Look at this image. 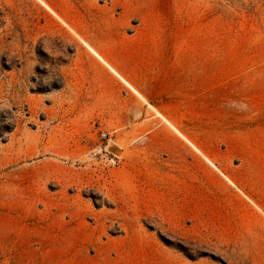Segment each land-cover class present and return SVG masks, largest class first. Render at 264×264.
<instances>
[{"label":"rangeland","instance_id":"obj_1","mask_svg":"<svg viewBox=\"0 0 264 264\" xmlns=\"http://www.w3.org/2000/svg\"><path fill=\"white\" fill-rule=\"evenodd\" d=\"M84 42L145 47L142 117ZM0 264H264V0H0Z\"/></svg>","mask_w":264,"mask_h":264},{"label":"crops","instance_id":"obj_2","mask_svg":"<svg viewBox=\"0 0 264 264\" xmlns=\"http://www.w3.org/2000/svg\"><path fill=\"white\" fill-rule=\"evenodd\" d=\"M88 45L94 50L92 51ZM124 55V47L122 49ZM127 57L134 58L136 65L131 69L125 68L115 56H111L101 48L100 44L84 42V46H77L71 60V83L78 94L91 96V103L98 107V111L124 114L127 111L138 109L139 116L145 112V106L137 98H132L131 102L124 103V96L129 92V87L122 78H125L140 93V82L150 80L151 75L146 73L145 59L147 57L145 47L137 45L131 50L126 49ZM119 74V75H117ZM121 75V76H120ZM130 88V87H129ZM133 91V90H132ZM145 96V95H144ZM147 101V99H146ZM142 105V107H141ZM108 107V108H107ZM131 107L133 108L132 110ZM124 119L117 120V126L123 123ZM144 120L133 122L132 127H144Z\"/></svg>","mask_w":264,"mask_h":264},{"label":"bare ground","instance_id":"obj_3","mask_svg":"<svg viewBox=\"0 0 264 264\" xmlns=\"http://www.w3.org/2000/svg\"><path fill=\"white\" fill-rule=\"evenodd\" d=\"M88 47L92 50V51H94L89 45H88ZM117 75H119V74H117ZM121 76V75H120ZM123 79V81H125V79L124 78H122ZM138 95H139V93L137 92V91H135ZM159 115H160V113H158ZM161 117H162V115H161ZM164 119V118H163ZM169 122V121H168Z\"/></svg>","mask_w":264,"mask_h":264}]
</instances>
